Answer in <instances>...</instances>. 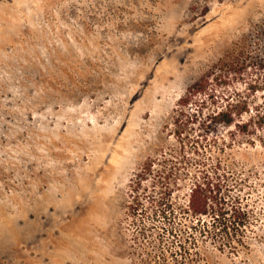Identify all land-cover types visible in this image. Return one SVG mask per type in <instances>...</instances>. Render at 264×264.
I'll list each match as a JSON object with an SVG mask.
<instances>
[{
	"label": "rangeland",
	"instance_id": "obj_1",
	"mask_svg": "<svg viewBox=\"0 0 264 264\" xmlns=\"http://www.w3.org/2000/svg\"><path fill=\"white\" fill-rule=\"evenodd\" d=\"M251 82L264 0H0V264H264V147L199 136ZM201 170L223 217L183 212Z\"/></svg>",
	"mask_w": 264,
	"mask_h": 264
},
{
	"label": "trees",
	"instance_id": "obj_2",
	"mask_svg": "<svg viewBox=\"0 0 264 264\" xmlns=\"http://www.w3.org/2000/svg\"><path fill=\"white\" fill-rule=\"evenodd\" d=\"M206 83V79H200L190 86L178 101L174 116V125L177 126L176 134L180 141H182L181 135L184 131L183 127L186 124L197 121L196 115L198 112L189 114L186 113V108H188L191 101L195 100L198 96L207 95ZM245 91L246 92H236L233 99L229 101L226 99L227 103L224 104L221 109L208 115L203 122L202 134L199 136L207 138L209 134H213L222 128L223 130H227L231 138L242 136L252 143L254 142L253 138H256L259 144L264 147V98L263 101L260 102L254 100L258 92H264V82L262 86L261 84H257V82H251L247 84ZM203 103V101L200 102V108ZM182 119L184 120L179 123ZM181 150L184 151V145L181 147ZM199 150L200 148L194 147L192 153L199 154ZM199 165L203 167L205 164L201 161ZM151 166V161L146 164V167H144L138 175L139 181L143 179L146 180L152 172ZM217 166H219V164H216L215 168H217ZM199 172L200 176H198V180L196 183L192 184L189 190L186 209H183V212L189 213L191 217L198 219V221L201 217L207 216L208 214H213L217 219L223 217L227 210L221 206L225 200L219 196L220 189L218 185L212 184L210 176L204 170ZM159 206L160 210L158 213L162 215L163 218H166V212L167 209H170V206L163 202H161ZM232 209L234 210L233 218L236 226L241 227L245 225V223H248L245 211L237 213L234 208Z\"/></svg>",
	"mask_w": 264,
	"mask_h": 264
}]
</instances>
